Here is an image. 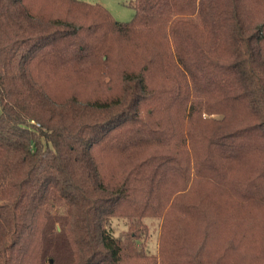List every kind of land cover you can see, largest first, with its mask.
Masks as SVG:
<instances>
[{
	"label": "trees",
	"instance_id": "obj_1",
	"mask_svg": "<svg viewBox=\"0 0 264 264\" xmlns=\"http://www.w3.org/2000/svg\"><path fill=\"white\" fill-rule=\"evenodd\" d=\"M131 5L0 0V264H264V0Z\"/></svg>",
	"mask_w": 264,
	"mask_h": 264
},
{
	"label": "rangeland",
	"instance_id": "obj_2",
	"mask_svg": "<svg viewBox=\"0 0 264 264\" xmlns=\"http://www.w3.org/2000/svg\"><path fill=\"white\" fill-rule=\"evenodd\" d=\"M91 4H100L104 6L119 22H129L134 18L135 10L131 5L132 0H81ZM163 219L160 217L148 218L144 221L142 227L141 240H143L146 250L152 254H157L159 238ZM113 228L118 236H121L130 230V224L127 219H114Z\"/></svg>",
	"mask_w": 264,
	"mask_h": 264
},
{
	"label": "built area",
	"instance_id": "obj_3",
	"mask_svg": "<svg viewBox=\"0 0 264 264\" xmlns=\"http://www.w3.org/2000/svg\"><path fill=\"white\" fill-rule=\"evenodd\" d=\"M34 123V122H33ZM37 126H39V124H36Z\"/></svg>",
	"mask_w": 264,
	"mask_h": 264
}]
</instances>
